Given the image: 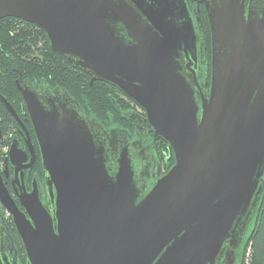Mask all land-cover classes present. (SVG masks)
Wrapping results in <instances>:
<instances>
[{"label": "water", "instance_id": "95a60500", "mask_svg": "<svg viewBox=\"0 0 264 264\" xmlns=\"http://www.w3.org/2000/svg\"><path fill=\"white\" fill-rule=\"evenodd\" d=\"M135 4L147 21L123 0H0V17L37 25L91 82L139 105L174 159L143 192L128 144L107 145L64 90L40 99L20 75L46 187L45 203L36 188L21 194L22 211L4 199L26 264H234L264 173V0L205 2L199 102L179 60L195 58L191 20Z\"/></svg>", "mask_w": 264, "mask_h": 264}, {"label": "flooded vegetation", "instance_id": "af4514ba", "mask_svg": "<svg viewBox=\"0 0 264 264\" xmlns=\"http://www.w3.org/2000/svg\"><path fill=\"white\" fill-rule=\"evenodd\" d=\"M123 1L131 3L133 8L147 21L143 12L135 4L139 0ZM140 1L145 4V7L151 6L153 10L171 14L172 18H178L179 12L182 11L183 15L191 20L196 36L195 58L193 60L188 52H181L179 60L186 76L190 79L196 77L198 86L195 87L194 94L199 102L201 94L205 95L209 91L210 79L211 40L205 6L207 0ZM6 24L11 29L15 26H23L27 31L33 33L39 34L43 31L37 25L15 16L0 17V31L2 28L5 29ZM116 28L120 36L129 42L124 27L117 24ZM12 69L13 73H18L14 80L15 86L16 80L21 75V83L34 89L40 99L50 95L51 92L62 90L59 86H51L44 80L37 82L36 80L32 81L29 77H24L13 65ZM72 70L77 72L75 69ZM86 74L90 77V85L96 81L101 83L99 86L105 87L104 83L106 82L101 80L91 82L92 74ZM3 80L4 77L0 74V264H26L21 238L12 214L5 208L4 199L9 200L22 211L24 208L21 204L20 195L30 193L33 188H36L43 203H45V174L42 170L40 147L22 95L16 86L21 97L18 99L10 82L5 85ZM110 86L113 87H110L109 90L118 101L117 111L119 117L124 118V124H111L104 127L87 114H83L90 123L101 128L100 135L107 145L118 148L123 143L128 144L137 181L143 192H147L154 185L155 179L170 168L172 164L170 151L172 150L164 140L153 137V130L148 127L145 121V111L118 88L113 85ZM63 93L70 96L65 90ZM70 97L75 100L72 96ZM217 264H220V261Z\"/></svg>", "mask_w": 264, "mask_h": 264}, {"label": "trees", "instance_id": "16d2710c", "mask_svg": "<svg viewBox=\"0 0 264 264\" xmlns=\"http://www.w3.org/2000/svg\"><path fill=\"white\" fill-rule=\"evenodd\" d=\"M12 65L32 81L44 80L51 86L65 90L77 101L84 114L104 127L124 124V118L119 117L117 111L118 101L109 90L111 86L104 83L105 87H101V83L96 81L90 85L89 75L53 51L43 31L33 33L23 26L11 29L8 24L0 31V74L4 77L3 83L6 85L10 82L16 97L20 99L14 84L18 73H13ZM170 152V162L173 164V153ZM235 264H264V173L255 208L237 250Z\"/></svg>", "mask_w": 264, "mask_h": 264}]
</instances>
